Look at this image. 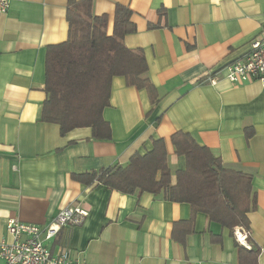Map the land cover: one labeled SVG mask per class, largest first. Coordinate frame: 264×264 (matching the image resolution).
Instances as JSON below:
<instances>
[{"label": "crops", "instance_id": "1", "mask_svg": "<svg viewBox=\"0 0 264 264\" xmlns=\"http://www.w3.org/2000/svg\"><path fill=\"white\" fill-rule=\"evenodd\" d=\"M9 1L0 13V242L11 241V217L44 229L60 208L80 205L83 221L45 240L53 253L87 264H241L233 232L192 213L187 202L73 178L124 166L157 138L174 172L185 160L171 136L183 131L225 167L252 176L256 208L247 214V241L264 264V86L231 83L222 71L215 83L207 80L248 51L264 26V0H93L107 35L116 4L131 10L135 31L122 41L142 51L158 96L151 104L145 89L113 76L102 111L109 139L94 138L90 127L61 134L41 119L46 51L68 38V0Z\"/></svg>", "mask_w": 264, "mask_h": 264}, {"label": "trees", "instance_id": "2", "mask_svg": "<svg viewBox=\"0 0 264 264\" xmlns=\"http://www.w3.org/2000/svg\"><path fill=\"white\" fill-rule=\"evenodd\" d=\"M92 3L68 0V38L47 47L41 119L58 124L61 134L90 127L94 138L109 139L111 129L102 111L109 105L113 76H123L127 85L145 89L151 104L158 96L147 77L142 51L122 41L125 34L135 31L131 10L116 4L113 33L107 35L106 16L93 15ZM171 141L175 154L185 160L184 167L174 172L168 165L164 140L157 138L150 150L134 153L124 166L73 174V178L88 185L102 183L123 193L146 191L169 201L187 202L192 213L203 212L209 221L231 232L237 226L249 232L247 214L256 208L252 176L225 167L187 132H175ZM239 247L241 264H258L259 248Z\"/></svg>", "mask_w": 264, "mask_h": 264}, {"label": "built area", "instance_id": "3", "mask_svg": "<svg viewBox=\"0 0 264 264\" xmlns=\"http://www.w3.org/2000/svg\"><path fill=\"white\" fill-rule=\"evenodd\" d=\"M9 4V0H0V13L7 12ZM220 71L231 83L256 80L264 86V26L249 41V49L241 58L219 68L207 80L215 83L214 74ZM86 216L87 211L75 205L60 208L44 229L13 217L7 219L6 230L11 241L0 242V264H87L84 260L70 258L66 252L53 253L45 244V240L55 236L63 226L79 225ZM233 234L238 244L251 248L248 231L237 226Z\"/></svg>", "mask_w": 264, "mask_h": 264}]
</instances>
